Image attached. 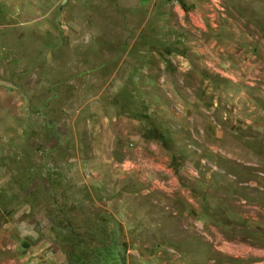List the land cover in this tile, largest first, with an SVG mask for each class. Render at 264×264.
I'll return each mask as SVG.
<instances>
[{
    "label": "rangeland",
    "instance_id": "1",
    "mask_svg": "<svg viewBox=\"0 0 264 264\" xmlns=\"http://www.w3.org/2000/svg\"><path fill=\"white\" fill-rule=\"evenodd\" d=\"M0 264H264V0H0Z\"/></svg>",
    "mask_w": 264,
    "mask_h": 264
}]
</instances>
